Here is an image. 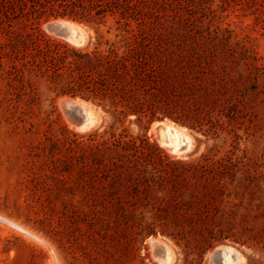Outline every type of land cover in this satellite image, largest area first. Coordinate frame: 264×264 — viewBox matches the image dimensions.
<instances>
[{"label": "rangeland", "instance_id": "374dc122", "mask_svg": "<svg viewBox=\"0 0 264 264\" xmlns=\"http://www.w3.org/2000/svg\"><path fill=\"white\" fill-rule=\"evenodd\" d=\"M145 7L150 26L206 35L227 31L231 45L247 56L240 73L230 68L227 76L229 88L241 91L240 111L223 117L217 132L188 127L193 147L184 155L170 153L153 129L169 118L129 116L116 123L117 132L126 130L139 144L148 141L163 156L139 163L149 170L144 177L117 178L113 187L114 176L95 170L109 161L100 164L92 154L95 143L86 140L110 129L112 118L100 105L54 97L42 83L37 101L15 102L14 90L0 77V264H159L153 239L173 246L172 264H212L211 253L222 246L236 250L243 264H264V0H145ZM59 19L82 25L86 44L73 45L48 28ZM113 21L100 29L107 38ZM96 29L61 17H44L39 25L45 38L82 50L94 47ZM216 68L225 74L222 65ZM64 98L91 103L99 124L75 128L61 106ZM47 120L77 141L51 154Z\"/></svg>", "mask_w": 264, "mask_h": 264}, {"label": "trees", "instance_id": "16d2710c", "mask_svg": "<svg viewBox=\"0 0 264 264\" xmlns=\"http://www.w3.org/2000/svg\"><path fill=\"white\" fill-rule=\"evenodd\" d=\"M44 17L96 25L94 47L82 50L45 38L39 30ZM110 17L114 21L107 32L112 36L107 38L100 29ZM149 22L145 0H0V77L14 90L11 100L31 105L42 83L54 97L100 105L112 124L86 140L95 143L92 154L100 164L109 161L95 170L105 178L114 176L113 187L117 178L131 182L136 175L144 177L149 170L139 163L163 156L148 141L139 144L126 130L117 132L116 123L129 116L149 122L169 118L207 135L223 128V117L240 111L241 91L229 88L227 76L230 68L240 73L247 56L231 45L227 31L206 35L201 29H163ZM221 65L222 76L216 68ZM45 122L51 154L77 141L65 127Z\"/></svg>", "mask_w": 264, "mask_h": 264}, {"label": "bare ground", "instance_id": "6f19581e", "mask_svg": "<svg viewBox=\"0 0 264 264\" xmlns=\"http://www.w3.org/2000/svg\"><path fill=\"white\" fill-rule=\"evenodd\" d=\"M55 22H59L64 27L72 29V32L70 33H72V37L74 39L85 41L88 39V33L82 27V25L72 21L59 19L57 21H52L48 25V28H50V25ZM71 43L75 45L73 42ZM90 105L91 103L79 99L64 98L61 100V106L68 113H73L77 119H81L84 121L85 125L83 129L80 130H86L99 124L96 123V113H94ZM159 125H163V128L161 130L157 129V126ZM75 128H77V126H75ZM153 129L157 132L161 145L166 147L168 151L172 154L184 155L187 152L189 153V151L193 147V139L187 133L188 130L184 127L172 123L171 121H165L161 124L156 122L153 125ZM26 235H28V233ZM150 243L152 246L151 248L153 257L159 264H172L175 261V249L168 242L163 241L162 239H153L150 241ZM223 252H225V264H243V259L239 256V253L233 248L226 247L224 248ZM232 254L236 255L235 260L232 259Z\"/></svg>", "mask_w": 264, "mask_h": 264}, {"label": "water", "instance_id": "95a60500", "mask_svg": "<svg viewBox=\"0 0 264 264\" xmlns=\"http://www.w3.org/2000/svg\"><path fill=\"white\" fill-rule=\"evenodd\" d=\"M49 29L57 32L59 35L63 36L70 43L73 42L76 46H83L87 42V40L85 41V40H77V39H74L72 37V33H70V32H72V29H70L68 27H64L59 22H55L52 25H50V28ZM82 101H85V100H82ZM69 114L76 121L77 128L79 130L80 129H83V127L85 125L84 121L81 120V119H77L73 113H69ZM165 121H169V119H167V120H161V121H158L157 123H160L161 124V123H163ZM170 121L175 124V121H172V120H170ZM99 122H100V117L99 116H96V123H99ZM181 127H184L186 129H188V127L185 126V125H182ZM162 128H163V125L157 126V129L158 130H161ZM224 248H226V246H222V247L216 248L211 253V261H212V264H224L223 263V251H224Z\"/></svg>", "mask_w": 264, "mask_h": 264}]
</instances>
